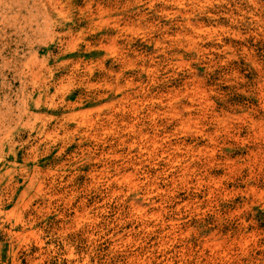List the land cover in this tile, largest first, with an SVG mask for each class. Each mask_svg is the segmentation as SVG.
Here are the masks:
<instances>
[{"label":"rangeland","instance_id":"1","mask_svg":"<svg viewBox=\"0 0 264 264\" xmlns=\"http://www.w3.org/2000/svg\"><path fill=\"white\" fill-rule=\"evenodd\" d=\"M0 264H264V0H0Z\"/></svg>","mask_w":264,"mask_h":264}]
</instances>
